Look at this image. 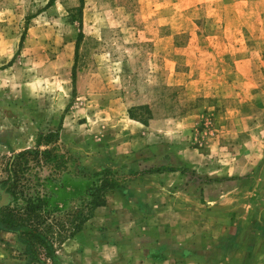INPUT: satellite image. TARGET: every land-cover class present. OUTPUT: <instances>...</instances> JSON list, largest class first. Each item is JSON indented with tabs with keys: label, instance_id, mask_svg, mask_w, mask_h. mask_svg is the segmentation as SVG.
I'll return each instance as SVG.
<instances>
[{
	"label": "rangeland",
	"instance_id": "374dc122",
	"mask_svg": "<svg viewBox=\"0 0 264 264\" xmlns=\"http://www.w3.org/2000/svg\"><path fill=\"white\" fill-rule=\"evenodd\" d=\"M49 132L0 264H264V0H0V191Z\"/></svg>",
	"mask_w": 264,
	"mask_h": 264
},
{
	"label": "trees",
	"instance_id": "16d2710c",
	"mask_svg": "<svg viewBox=\"0 0 264 264\" xmlns=\"http://www.w3.org/2000/svg\"><path fill=\"white\" fill-rule=\"evenodd\" d=\"M58 135L57 132H49L46 135H41L40 138L38 139L37 147L35 148H29L26 149L14 157V159L10 162L9 164V178L6 182L7 185V191L11 192L15 199H18L17 196V186L21 185L22 182L25 183H33V180H31L28 176H26L25 171H20L17 170L18 164H20V169L21 165H27L28 161L30 159L35 160L34 162L36 163H41V162H47L49 160H52V158H56V154H53V150L47 148V149H41L40 146L43 141H51L52 139L49 138H56ZM20 159H24V162H19ZM166 170L170 169L168 166H161L160 168H152L151 170L155 171H161V170ZM56 181L53 185V187H57L61 183H63L64 180H61V178H55ZM91 179V186L86 188L88 190V194L90 196V208L92 211L97 209L100 206H103L106 204L107 201V194L109 191L114 190L116 188H119L122 186V179L118 177L117 175H112V171L109 169H103L100 171H95L91 176L89 177ZM50 181V180H49ZM44 183V179L38 178V183H33V185L38 186L42 185ZM40 197H37L36 200H39ZM34 201V200H33ZM36 205H33L31 209H29V214L31 215L32 212L34 211ZM36 218L38 221V214L32 215L31 218ZM30 218V219H31ZM27 220V219H26ZM84 216L83 218L79 221V224L77 225L76 229L79 230L81 228L82 223L84 222ZM20 223L12 218L10 215L3 213L0 210V229L6 230V231H12V232H19V234H29L31 236L36 237L44 247L49 250L50 253H52V257H54V260L58 262L56 256H54L53 253V246L50 242V240L47 238L46 234L40 231L36 227H28L27 225L24 224L26 221H21L19 220ZM28 221V220H27ZM39 223V222H38ZM235 238L233 242L228 244V246L233 247L232 253H235V250H237V241L235 242Z\"/></svg>",
	"mask_w": 264,
	"mask_h": 264
},
{
	"label": "water",
	"instance_id": "95a60500",
	"mask_svg": "<svg viewBox=\"0 0 264 264\" xmlns=\"http://www.w3.org/2000/svg\"><path fill=\"white\" fill-rule=\"evenodd\" d=\"M1 199H0V209L9 205L12 201H14V195L7 191V189H1Z\"/></svg>",
	"mask_w": 264,
	"mask_h": 264
},
{
	"label": "crops",
	"instance_id": "0c3cea01",
	"mask_svg": "<svg viewBox=\"0 0 264 264\" xmlns=\"http://www.w3.org/2000/svg\"><path fill=\"white\" fill-rule=\"evenodd\" d=\"M258 223H263L264 222V212L262 213L261 216H259L258 218ZM263 237V236H262ZM264 238V237H263ZM240 244V243H239ZM243 249V248H242ZM241 250V248H239V251ZM238 253V251L236 250V254ZM256 258V259H255ZM253 258L250 262V264H261L262 260H260V255L258 253L257 257ZM168 262H171V260H168Z\"/></svg>",
	"mask_w": 264,
	"mask_h": 264
}]
</instances>
